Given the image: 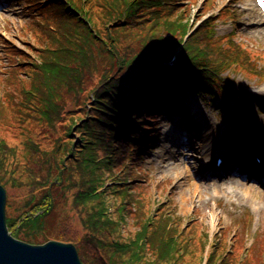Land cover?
I'll use <instances>...</instances> for the list:
<instances>
[{"label":"trees","instance_id":"1","mask_svg":"<svg viewBox=\"0 0 264 264\" xmlns=\"http://www.w3.org/2000/svg\"><path fill=\"white\" fill-rule=\"evenodd\" d=\"M67 1L79 17L60 0H31L24 49L3 42L9 57L0 73V184L27 192L15 217L6 202L11 235L39 242L55 187L73 190L79 225L60 223L55 240L74 244L82 264H264V238L246 255L239 237L228 251L227 231L211 243L195 219L182 227L170 181L162 186L165 203L153 210L142 164L157 116L173 112L162 101L181 108L177 97L185 92L227 96L221 75L232 69L262 81L258 54L233 36L219 38L215 17L190 25L192 0ZM177 50L172 67L161 65ZM47 139L51 148L43 150Z\"/></svg>","mask_w":264,"mask_h":264},{"label":"rangeland","instance_id":"2","mask_svg":"<svg viewBox=\"0 0 264 264\" xmlns=\"http://www.w3.org/2000/svg\"><path fill=\"white\" fill-rule=\"evenodd\" d=\"M29 3L31 0H0V73L5 70L6 59L9 57L4 51L3 42L24 49V45L29 40L21 34L31 10ZM190 5L194 14L190 25L197 26L215 17L218 19L216 33L219 38L226 40L228 36H233L237 42L258 54L264 65V24L252 0H192ZM66 9L79 17L76 8L75 11ZM226 9H229L228 15ZM206 10L208 13L197 20V15H203ZM230 72L231 74L223 73L221 77L225 79L221 81L226 83V87L230 86L231 90L239 91V95H234L233 92L228 96L219 92H213L212 95L205 92L184 93L182 106L187 108L185 113L181 114V110L177 109L175 111L178 113L167 115L165 112L157 116V123L152 131L155 136L158 134V139L154 146L152 143L150 153L144 155L143 171L148 178L143 184L151 191L152 205L158 207L163 205L166 199V191L162 192V182L170 181L166 188L167 194L172 192L174 195L177 214L184 219L182 227L191 224L192 219H195L201 229L208 232L211 243L217 233L227 231L228 251L234 248V238L239 237L243 241L244 251H247L246 255H249L251 246L264 238V181H261L260 176H255L257 170L262 171L264 163L259 166L251 159L254 154H258L264 161V145L261 150L247 151L257 148L256 138L252 137L251 131L257 129L260 121H264V101H262L264 96L255 97L258 95V89H264V82L248 77L241 70L242 75L235 73V69ZM181 89L184 87L181 86ZM89 99L85 115L90 114V108L94 105L92 95ZM186 117H191L192 123L197 125V130H194L192 124L187 123ZM211 124L215 126V130L209 127ZM207 128L210 131L208 132L210 140L207 142V147H204V134L207 133ZM8 139L11 137L8 136ZM220 139L227 142L224 148L218 147ZM41 147L43 150L50 149V140L47 139V143H42ZM188 147L189 150L182 154ZM23 151L19 150L17 155L23 154ZM231 152L232 155H229ZM216 153L224 155L226 160L229 159L221 169H230L231 175L226 173V170L222 172L213 170L211 176L204 175L206 170H203L204 166L213 165V156ZM19 161L21 168L18 173L23 174L24 160L19 159ZM5 174L8 178L15 176L17 179L16 173L10 169ZM246 177H253L255 182L258 181L256 192H259V195L255 196L250 189L237 185L246 183ZM221 178L227 180L223 186L220 184ZM233 181L235 193L229 190ZM107 184L109 186L113 182L108 180ZM249 184L252 185L253 182ZM3 188L6 191L9 211L15 217L19 212H14V209L26 199L27 192L24 188L18 190L12 184ZM72 194L73 190L63 191L61 188H53L54 208L46 218L44 225L46 232L38 238L39 242L36 244L55 240V229L62 222L79 226L75 221V214L71 212ZM129 229L125 226L123 230L125 235ZM211 250L208 246L204 263L206 255ZM261 259L264 262V254L261 255ZM193 260L198 262L195 258ZM186 262L191 264V260Z\"/></svg>","mask_w":264,"mask_h":264},{"label":"water","instance_id":"3","mask_svg":"<svg viewBox=\"0 0 264 264\" xmlns=\"http://www.w3.org/2000/svg\"><path fill=\"white\" fill-rule=\"evenodd\" d=\"M6 191L0 185V264H82L72 243L30 244L14 238L6 225Z\"/></svg>","mask_w":264,"mask_h":264},{"label":"bare ground","instance_id":"4","mask_svg":"<svg viewBox=\"0 0 264 264\" xmlns=\"http://www.w3.org/2000/svg\"><path fill=\"white\" fill-rule=\"evenodd\" d=\"M261 20H263V19H261ZM261 96V97H263L264 96V93H259L258 95H256L255 97H257V96ZM262 101H264V97H263V100ZM212 130H215L216 128H215V126L214 125H212L211 124V126H209ZM208 129L209 128H207V133H205L204 134V137H205V139H204V141H203V146L204 147H207V142H208V140H210L209 139V134H208V132H210V131H208ZM252 137H255L256 139V141H257V143H255V145H257V148L256 149H254V150H250V149H247V151H257V150H261L262 148H263V145H264V121H260V123H259V127H257V129L255 130V129H253L252 131ZM250 135V134H249ZM234 140H236V139H234ZM220 141V144H219V148H224V144H226L227 142H225L223 139H221V140H219ZM236 141H240V140H236ZM240 142H242V141H240ZM243 146V145H242ZM242 146H241V148H242ZM183 147V146H182ZM232 148H234V147H232ZM211 148H209V150H210ZM264 149V148H263ZM189 150V147L188 148H185L184 150H183V152H182V154H185L186 153V151H188ZM228 153V152H227ZM229 155H232V152L229 154ZM206 155H204V157H205ZM229 159L227 158V160L226 161H228ZM224 163V162H223ZM205 168H203V170L204 169H206L205 170V173H204V175H206V176H211V174H212V172H214L213 170H214V167H213V165H210V167L209 166H204ZM224 170H226V168L225 169H223V170H219V172H222V171H224ZM226 173H228V174H230L231 175V173H232V171L230 170V169H227L226 171H225ZM260 175V177H261V181H264V173H263V175L261 174V172L259 171V170H257L256 172H255V176H259ZM246 183H244V184H241V183H238L237 185L239 186V187H241V188H244V189H250L251 191H253L254 192V194H255V196H257V195H259V192H256L257 190H256V188H257V186L256 185H259V183H258V181H254L253 180V177H246ZM249 182H253V184L252 185H250L249 184ZM225 183H227V180H225V179H220V184L223 186V185H225ZM234 181L233 182H231V186H230V188H229V190L232 192V193H235L236 192V189L232 186V185H234Z\"/></svg>","mask_w":264,"mask_h":264}]
</instances>
